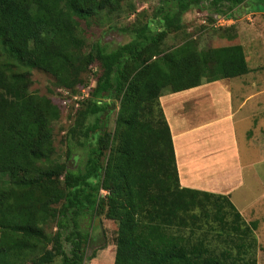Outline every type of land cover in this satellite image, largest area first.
Segmentation results:
<instances>
[{
    "label": "trees",
    "instance_id": "1",
    "mask_svg": "<svg viewBox=\"0 0 264 264\" xmlns=\"http://www.w3.org/2000/svg\"><path fill=\"white\" fill-rule=\"evenodd\" d=\"M131 1L0 0V264H51L57 256L85 264L91 235L80 220L101 214L118 224L114 264H257V221L249 223L229 195L181 185L160 101L247 75L244 46L202 49L193 38L167 46L182 16L205 0H157L147 22L126 28L131 41L76 52L80 21L103 26L116 14H135ZM208 2L228 19L245 5L264 11V0ZM94 63L101 72L81 108L73 106L63 159L54 124L71 95L88 87ZM35 69L54 78L61 105L53 90H32ZM71 143L89 149L83 168H71ZM213 237L226 243L221 251L210 246Z\"/></svg>",
    "mask_w": 264,
    "mask_h": 264
},
{
    "label": "rangeland",
    "instance_id": "2",
    "mask_svg": "<svg viewBox=\"0 0 264 264\" xmlns=\"http://www.w3.org/2000/svg\"><path fill=\"white\" fill-rule=\"evenodd\" d=\"M131 2L137 6L138 10L135 14H116L110 23L105 22L103 26L94 24L88 27L84 21H80L81 24L78 26L77 34L80 37L81 45L76 52L85 54L96 42H100L106 45L109 50H112L131 41L133 34L126 28L133 26L135 23L147 22L158 6L157 0H132ZM209 4L208 0H205L202 6L193 7L185 13L181 19V29L178 31L172 30L167 35L165 43L167 46L172 47L182 43L185 38H193L196 40L198 47L202 49L237 43L244 46L251 71L235 81L241 88V100L245 102L243 113L246 116L244 121L238 122L237 127L240 154L244 166H248L252 161L256 162L251 172L246 168L244 173L246 181L251 178L255 182V188L252 191L253 195L245 198V204L243 205H253L259 197L264 195V11H255L249 5H245L235 12H228L230 19H232L230 21L232 25L222 27L221 24H217L222 15L215 14L213 7ZM230 37L232 38L230 39ZM100 72L98 63H94L89 67L87 73L90 77L87 80L88 87L78 92L76 95L78 99L71 95L68 108H62L60 121L54 124L57 152L63 159H65L63 154L67 150L63 138L66 130L73 124V119L70 118L71 112L74 111L73 106L78 105L77 108H81L83 101L87 99V93L83 91H88L89 84H93ZM32 78L34 83L31 87L32 90L40 94H46L48 89L53 90L51 96L53 102L61 105L59 95L55 93L54 78L50 74L35 69ZM203 100L208 101L209 98ZM203 105L211 107L209 103ZM118 108L119 104L116 102L109 112L108 126L110 130L114 128ZM71 144L73 147L71 168L75 170L83 168L89 149L78 146L76 143ZM233 203L237 205L235 196ZM239 205L241 206V204H238V207H240ZM257 212L253 213L247 221L249 223L257 221L258 223V229L254 231L257 245L253 251H255L257 264H264V207L262 212ZM80 224L82 230L89 232L91 235V240L86 249L87 260L85 264H114L117 222L107 218L105 214H101L93 221L89 218H81ZM56 230L54 228V231ZM209 240H211V247L219 248L217 251H221L222 247L226 246L224 241L215 237ZM51 248L52 246L49 247V249ZM61 262V257L57 256L51 264H61ZM28 264H32V262H28Z\"/></svg>",
    "mask_w": 264,
    "mask_h": 264
},
{
    "label": "crops",
    "instance_id": "3",
    "mask_svg": "<svg viewBox=\"0 0 264 264\" xmlns=\"http://www.w3.org/2000/svg\"><path fill=\"white\" fill-rule=\"evenodd\" d=\"M241 77L167 92L160 101L171 127L181 185L229 195L232 201L235 196L236 207L248 220L253 213L262 212L264 195L253 205H243L255 188V182L246 181L244 173L246 168L251 172L256 162L244 166L240 154L237 124L246 116L241 88L235 81Z\"/></svg>",
    "mask_w": 264,
    "mask_h": 264
},
{
    "label": "built area",
    "instance_id": "4",
    "mask_svg": "<svg viewBox=\"0 0 264 264\" xmlns=\"http://www.w3.org/2000/svg\"><path fill=\"white\" fill-rule=\"evenodd\" d=\"M232 19H228V18H226V17H224V16H222V17H220V19L218 20V22H217V24L218 25H222V26H225V25H230V21H231ZM84 93H87L86 95L88 96V91H83ZM76 97V96H75ZM76 99H78V97H76Z\"/></svg>",
    "mask_w": 264,
    "mask_h": 264
}]
</instances>
